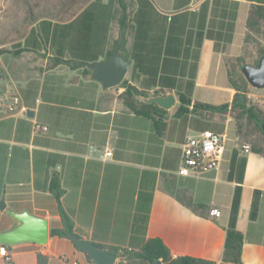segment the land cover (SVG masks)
<instances>
[{
  "label": "crops",
  "instance_id": "1",
  "mask_svg": "<svg viewBox=\"0 0 264 264\" xmlns=\"http://www.w3.org/2000/svg\"><path fill=\"white\" fill-rule=\"evenodd\" d=\"M124 2L129 67L119 86L103 89L78 63L110 57L122 32L116 0H0V89L21 101L0 117V203L48 226L46 245H4L10 261L0 264H93L50 235L62 227L59 207L79 239L106 250L138 251L157 238L173 257L221 264L233 226L242 264H264V137L245 117L236 120L230 81L241 65L258 63L247 28L255 0ZM125 87L172 92L176 104L141 113L121 97ZM180 97L190 101L183 113ZM247 97L264 109V89L248 86ZM36 124L47 132L34 133ZM205 131L224 136L218 169L179 175L182 144ZM13 225L0 209V232Z\"/></svg>",
  "mask_w": 264,
  "mask_h": 264
},
{
  "label": "trees",
  "instance_id": "2",
  "mask_svg": "<svg viewBox=\"0 0 264 264\" xmlns=\"http://www.w3.org/2000/svg\"><path fill=\"white\" fill-rule=\"evenodd\" d=\"M89 0H79L80 6L87 3ZM120 7V13L118 22L122 31H127L128 29V14L126 13V6L124 0H116ZM256 4L252 7V12L250 18L247 21V28L249 32L257 34L259 31L260 22L264 25V0H255ZM249 37H246V42ZM258 61L264 56V45L259 47L257 50ZM68 66L71 68H78L76 62H68ZM239 69V76L237 79L230 78L231 84L235 90V96L231 104V108L236 114V120H240L243 117L246 118L249 124L254 125V127L262 134L264 137V109L260 108L258 104L252 103L247 97L248 83L241 75V68ZM86 73L92 75L91 70H86ZM133 93L139 94L135 89L131 87H125V91L121 95L126 105L135 110V105L139 107L141 113L150 114L153 110L157 109L155 105H148L138 102L134 97ZM179 107L177 109L178 113H183L184 109L182 106L189 105V99L180 97ZM192 108L195 110L197 108H203L206 110L222 113L227 110L228 105H222L219 107L209 106L194 103ZM161 112H164L160 110ZM50 191L58 198V192L56 191L55 184L52 182L50 186ZM240 197V189L237 188L234 195V207L237 206ZM59 216L61 219V228L58 230H51V236H58L61 238H66L69 240V236L74 234L73 225L69 221V218L64 214L63 210L59 207ZM251 216H254L252 212ZM243 238L241 233L236 231L233 226L228 228L226 232V238L224 242V249L222 254L221 264H242L241 262V248H242ZM108 252L113 254L117 258L116 264H153L154 261L160 260L161 264H215L211 261H206L202 259H196L187 256L173 257L168 250V248L163 244V242L157 238H151L144 242L142 247L138 251H128L120 250L116 248H109ZM86 255V254H85ZM87 256V255H86Z\"/></svg>",
  "mask_w": 264,
  "mask_h": 264
},
{
  "label": "water",
  "instance_id": "3",
  "mask_svg": "<svg viewBox=\"0 0 264 264\" xmlns=\"http://www.w3.org/2000/svg\"><path fill=\"white\" fill-rule=\"evenodd\" d=\"M125 43L124 31H122L118 43L114 46L107 60L95 63L79 62L78 66H85L92 70L94 79L101 83L103 89L117 87L122 83L129 67L128 61L123 58ZM241 73L250 87L257 90L264 89V56L259 59L255 66L243 65ZM133 97L141 103L156 105L167 112H170L176 104V97L172 92L151 96L133 93ZM0 209L14 220V225L10 229L0 232V246L13 247L28 243L38 246L46 245L48 239L46 219L31 215L26 211L21 213L12 212L1 203ZM69 240L74 248L86 254L93 264H115L116 262L117 258L108 250L83 241L75 234L70 235ZM153 264H161V262L156 260Z\"/></svg>",
  "mask_w": 264,
  "mask_h": 264
},
{
  "label": "built area",
  "instance_id": "4",
  "mask_svg": "<svg viewBox=\"0 0 264 264\" xmlns=\"http://www.w3.org/2000/svg\"><path fill=\"white\" fill-rule=\"evenodd\" d=\"M21 101L18 96H4L0 89V117L12 115L20 109ZM48 130L47 126L36 124L33 131L36 134H44ZM224 136L210 131L200 133L196 137L188 138L181 148L180 165L177 173L187 176L190 173L204 175L210 171L218 169L222 152ZM249 151V147H244ZM106 157L111 156V152L105 153ZM0 257L5 261H10L7 248L0 246Z\"/></svg>",
  "mask_w": 264,
  "mask_h": 264
},
{
  "label": "rangeland",
  "instance_id": "5",
  "mask_svg": "<svg viewBox=\"0 0 264 264\" xmlns=\"http://www.w3.org/2000/svg\"><path fill=\"white\" fill-rule=\"evenodd\" d=\"M256 37H257V40L258 41H260V42H256L255 44L257 45V49H258V46L259 47H261V46H263L264 45V33L262 32L261 33V31L260 32H258L257 34H256ZM250 87V86H249ZM256 90H251V92H255ZM262 100H264V99H262Z\"/></svg>",
  "mask_w": 264,
  "mask_h": 264
}]
</instances>
